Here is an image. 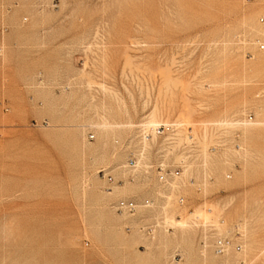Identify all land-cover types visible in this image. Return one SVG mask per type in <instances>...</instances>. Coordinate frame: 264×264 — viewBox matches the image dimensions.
<instances>
[{
	"label": "rangeland",
	"instance_id": "obj_1",
	"mask_svg": "<svg viewBox=\"0 0 264 264\" xmlns=\"http://www.w3.org/2000/svg\"><path fill=\"white\" fill-rule=\"evenodd\" d=\"M261 17L264 0H0V264H264ZM152 112L177 141L127 172Z\"/></svg>",
	"mask_w": 264,
	"mask_h": 264
},
{
	"label": "built area",
	"instance_id": "obj_2",
	"mask_svg": "<svg viewBox=\"0 0 264 264\" xmlns=\"http://www.w3.org/2000/svg\"><path fill=\"white\" fill-rule=\"evenodd\" d=\"M259 23L264 29V17L259 19ZM4 29L0 28V35L3 33ZM264 38V37H262ZM257 49L259 51H264V39L257 42ZM251 120V119H250ZM175 127L174 125H159L154 128H146L144 125H139L138 127V135L137 141L139 143V148L136 150H129L127 152V162L126 167L130 170H134L137 167L138 159H139V150L143 142L151 140L153 137L158 138L161 142H170L176 139L175 136ZM89 139H93V137H89ZM192 146V147H191ZM193 144L184 145L180 148L179 152H183L184 154L190 155L194 152ZM162 150V149H160ZM212 150H215L213 148ZM163 152V151H160ZM159 152V153H160ZM189 157V156H188ZM181 166L170 167L165 163L164 156L159 155L156 163L151 165V169L155 174L157 183L165 187L169 184V182L175 178H179L181 176ZM102 176L106 179L107 182L113 183V177L107 174H104L103 171H100ZM177 204L179 206L184 205V198L180 197L177 199ZM154 206L152 199H145L141 202H137L132 199L119 200L115 203V211L119 214H127L129 216H134L139 209H150ZM156 229V224H149L139 228V231L147 237H151ZM129 230V229H128ZM229 244H231L228 238H217L214 240L213 249L216 254L222 255L225 250L228 248ZM205 246V240L202 242V247ZM236 249H240V246H236ZM180 260V254L174 253L172 257V262H176Z\"/></svg>",
	"mask_w": 264,
	"mask_h": 264
},
{
	"label": "bare ground",
	"instance_id": "obj_3",
	"mask_svg": "<svg viewBox=\"0 0 264 264\" xmlns=\"http://www.w3.org/2000/svg\"><path fill=\"white\" fill-rule=\"evenodd\" d=\"M261 25V24H260ZM262 27V26H261ZM256 30V29H255ZM262 37H264V34H262ZM262 39H264V38H262ZM262 39H260L259 41H261ZM258 42V41H257ZM257 44V43H256ZM188 109V108H187ZM154 111H156V110H154ZM190 111V112H189ZM183 112V111H182ZM189 113H193V112H191V110L189 109L188 110V113H187V110H186V114H187V116L188 117H190V115H189ZM186 114L185 113H180V118H183V116L185 115V118H187V116H186ZM247 118L248 117H246V119L245 120H247ZM187 119H190V118H187ZM227 120V119H226ZM102 121V120H101ZM186 121V120H185ZM189 121V120H188ZM248 121V120H247ZM183 122V121H182ZM223 121H221L220 123H222ZM225 122V121H224ZM106 123H107V121H106ZM219 123V122H218ZM159 125H161V124H157V121H156V117H155V113L154 112H152L151 113V115L149 116V118H148V121H146V123H145V126H146V128H148V129H150V128H154V127H157V126H159ZM163 125H169V124H163ZM171 125H174V127H176V129L178 128V126H177V124L175 125V124H171ZM178 125H181V124H178ZM100 127V126H99ZM103 128V127H102ZM104 129V128H103ZM176 136V135H175ZM156 137H153L151 140H149V141H145V142H143L142 143V145H141V147H140V150H139V154H140V156H139V159H138V163H137V167H136V169H134V170H130V169H128L127 167H126V165H124V167H125V170L127 171V172H131V173H133V172H135V171H137V169L138 168H140V163L142 162L141 160H142V158H143V155H145V153H147V151H148V146H149V143L150 142H152L154 139H155ZM190 139V141H191V139H192V137L191 136H188L187 138H186V140H189ZM176 141L177 140H175V142H174V144L176 143ZM164 143V142H163ZM172 144V143H171ZM173 145V144H172ZM172 145H168L169 146V148H170V146H172ZM150 147V146H149ZM174 147V146H173ZM168 148V152H169V149ZM175 148V147H174ZM172 149V148H171ZM245 154H246V151H245ZM179 163H183V171H184V169H185V167H186V165H184L185 164V162H183V161H181V162H179ZM150 169H151V166H150ZM101 171H108L109 173H111L109 170H101ZM100 172V171H99ZM155 175V174H154ZM183 175V174H182ZM180 178V177H179ZM179 178H175V179H173V180H171L170 182H169V184L167 185V186H165V187H163V188H165V189H169L170 187H172V188H174L175 187V181L177 180V179H179ZM113 184V183H112ZM158 185L159 186H161L162 187V185H160L159 183H158ZM172 190V189H171ZM170 198V196L168 197V199ZM121 200H125V199H121ZM114 207H115V204H114ZM115 209V208H114ZM122 215H127V214H122ZM190 215H192L193 216V219H199V218H201V214H200V211H197V212H195V214H190ZM203 217V216H202ZM210 217V216H209ZM206 218H208V217H206ZM172 221H174V223L176 224V226H179L180 227V229L182 230L183 229V227L185 226V224H186V222H187V220H186V222H185V220H184V222H183V219H182V221H175V220H173L172 219ZM217 222V221H216ZM174 224V225H175ZM166 231V230H165ZM140 232V231H139ZM141 233V232H140ZM143 236H145L144 234H142ZM154 235H155V231H154V233H153V235L149 238V239H152L153 237H154ZM218 238H225V237H218ZM217 239V238H216ZM214 243V242H213ZM213 247V246H212ZM203 248H207V241L205 240V246L203 247ZM231 250H235L234 248H233V246H232V244H229V246H228V248L225 250V252L222 254V255H219V254H216L215 253V251H214V249H213V254L215 255V256H219V257H222V256H225L226 254H228ZM236 251V250H235Z\"/></svg>",
	"mask_w": 264,
	"mask_h": 264
}]
</instances>
